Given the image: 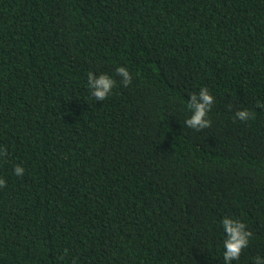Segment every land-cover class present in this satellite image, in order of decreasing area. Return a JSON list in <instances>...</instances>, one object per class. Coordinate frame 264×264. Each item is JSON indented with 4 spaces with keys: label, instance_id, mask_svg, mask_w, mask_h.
<instances>
[{
    "label": "trees",
    "instance_id": "16d2710c",
    "mask_svg": "<svg viewBox=\"0 0 264 264\" xmlns=\"http://www.w3.org/2000/svg\"><path fill=\"white\" fill-rule=\"evenodd\" d=\"M89 72L116 81L103 102ZM0 149V264H225L224 217L253 234L232 264H255L264 0H0Z\"/></svg>",
    "mask_w": 264,
    "mask_h": 264
},
{
    "label": "clouds",
    "instance_id": "9594fccd",
    "mask_svg": "<svg viewBox=\"0 0 264 264\" xmlns=\"http://www.w3.org/2000/svg\"><path fill=\"white\" fill-rule=\"evenodd\" d=\"M116 74L121 77V83L127 87L132 83V75L126 67H118ZM88 87L91 95L96 101L103 102L112 92L116 85V81L108 74L95 75L92 72L87 76ZM214 97L210 94L209 89L202 87L198 94L193 93L188 102V108L191 115L185 121V125L193 130L200 131L211 126V121L207 118L214 104ZM237 119L247 121L254 119V114L247 109L237 110L235 113ZM7 156V149H0V158ZM25 169L17 165L14 168L16 176H23ZM6 187V181L0 178V188ZM222 227L225 233L223 240V259L225 264H232V261L238 260L243 250L248 246L249 240L252 237V232L247 230L245 223L238 219L224 217L222 219ZM255 264H264V258H255Z\"/></svg>",
    "mask_w": 264,
    "mask_h": 264
}]
</instances>
